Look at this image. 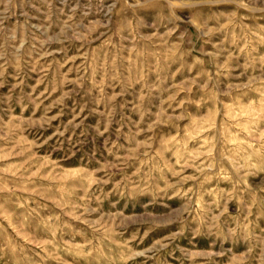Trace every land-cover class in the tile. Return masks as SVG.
Instances as JSON below:
<instances>
[{
	"label": "rangeland",
	"instance_id": "374dc122",
	"mask_svg": "<svg viewBox=\"0 0 264 264\" xmlns=\"http://www.w3.org/2000/svg\"><path fill=\"white\" fill-rule=\"evenodd\" d=\"M0 264H264V0H0Z\"/></svg>",
	"mask_w": 264,
	"mask_h": 264
}]
</instances>
